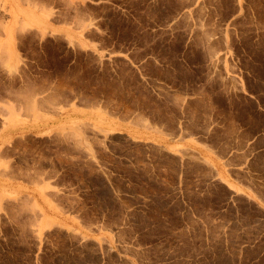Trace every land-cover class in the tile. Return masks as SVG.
<instances>
[{
	"label": "rangeland",
	"instance_id": "1",
	"mask_svg": "<svg viewBox=\"0 0 264 264\" xmlns=\"http://www.w3.org/2000/svg\"><path fill=\"white\" fill-rule=\"evenodd\" d=\"M0 264H264V0H0Z\"/></svg>",
	"mask_w": 264,
	"mask_h": 264
},
{
	"label": "crops",
	"instance_id": "2",
	"mask_svg": "<svg viewBox=\"0 0 264 264\" xmlns=\"http://www.w3.org/2000/svg\"><path fill=\"white\" fill-rule=\"evenodd\" d=\"M72 117H79L81 120L83 119H91L90 117V112L88 111H83V112H78V113H74L73 111H70L68 113H61L60 115H58L56 121H54L53 123L55 125H61L62 123H68V121H70V119ZM52 124H42L41 126H39V130L42 132H45ZM107 126L105 127H110V131L111 132H117V133H130V131H132V126L130 123L128 122H118L116 120H112L109 124H106Z\"/></svg>",
	"mask_w": 264,
	"mask_h": 264
}]
</instances>
